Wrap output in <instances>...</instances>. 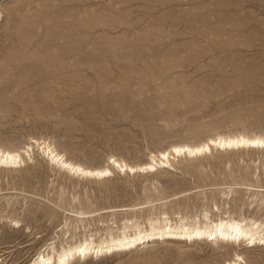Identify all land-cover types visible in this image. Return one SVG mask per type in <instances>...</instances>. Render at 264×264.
<instances>
[{
  "label": "rangeland",
  "instance_id": "1",
  "mask_svg": "<svg viewBox=\"0 0 264 264\" xmlns=\"http://www.w3.org/2000/svg\"><path fill=\"white\" fill-rule=\"evenodd\" d=\"M236 133L264 136V0H0V148L34 137L99 167L112 155L141 164L150 152ZM33 151L0 167V264L117 233L126 219L146 226L164 209L172 221L204 209L264 220L263 192H248L264 188V150L212 149L197 162L179 156L95 180ZM237 255L264 264V243L154 239L69 264H225Z\"/></svg>",
  "mask_w": 264,
  "mask_h": 264
},
{
  "label": "bare ground",
  "instance_id": "2",
  "mask_svg": "<svg viewBox=\"0 0 264 264\" xmlns=\"http://www.w3.org/2000/svg\"><path fill=\"white\" fill-rule=\"evenodd\" d=\"M82 65L84 66V64ZM34 148L40 151L43 156H46L49 162L58 166L59 168L65 169L68 173H71L81 178H89L95 180L107 178L113 173V170L132 174H135V172H152L157 169V166L164 167L166 165H172L173 161L171 162V160L179 156H187V158L189 157V159H192L194 157L199 158V156L203 155L205 158H207L204 154L210 152L212 149L219 151L224 150V152H228L229 150H231L233 153L234 150H251V153L252 150H257L256 152H261L264 150V136L258 134L248 135L243 133H236V135H216L214 137H209L205 141L200 142L198 144L182 143L172 145L167 149L157 151V153L150 152L148 154L147 161L145 160L146 162H141V164H129L127 163V161L125 162L121 159L119 160L116 157H113L112 155L107 158V163L104 166L99 167H88L81 163L73 161L72 159L67 158L65 153L58 151L57 148L54 147V145L50 144V142L48 143L45 140H39L34 137H30L28 143L21 149L7 150L5 148H0V167H18L20 164L24 163L26 157L28 159H31V152L34 150ZM194 159L196 161V158ZM201 159L199 161H201ZM239 184L241 185V183H238V185ZM236 190L238 191V188ZM248 192H251L250 195H258L261 192H263L264 194V188L250 186ZM221 194L222 196H225L226 192L222 190ZM123 207L128 208L125 206ZM216 208L218 209V207ZM210 209H212V207ZM83 211L85 212V210ZM210 211L211 210L209 209H204L203 211H201V213L193 217L188 215L177 216V219H175V221H172V219H170L164 209L160 210L155 216H148L146 218V226H143V224L138 221L129 222L130 219H126L123 222L122 226L118 228L117 233H114L112 231V228H109V230H106L107 234L103 237L98 238L97 240H95L93 237L85 236L82 239L75 240L73 242L67 243L66 245H60L59 248H55V246L52 244L51 246L48 245L36 252L35 256L33 255L34 257L30 260L28 264H69L70 261L75 258H86L88 256H102L106 253L109 254L111 252L131 250L132 248L138 245H142L145 243L147 244L148 242L154 239L164 238H178L186 241H194V239H213L230 244H244L247 247L256 246L258 244L264 243V220L255 219L253 217H246L247 215L244 216L241 214H239L238 217L232 215H229L228 217L217 215L216 218H212ZM240 259L242 258L237 255L236 259L229 260L225 262V264H239L237 263V260Z\"/></svg>",
  "mask_w": 264,
  "mask_h": 264
}]
</instances>
